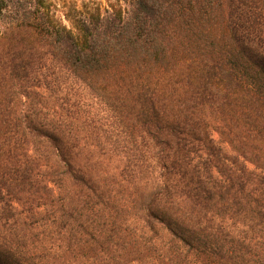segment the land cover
<instances>
[{"label":"trees","instance_id":"trees-1","mask_svg":"<svg viewBox=\"0 0 264 264\" xmlns=\"http://www.w3.org/2000/svg\"><path fill=\"white\" fill-rule=\"evenodd\" d=\"M0 264H264V0H0Z\"/></svg>","mask_w":264,"mask_h":264},{"label":"rangeland","instance_id":"rangeland-1","mask_svg":"<svg viewBox=\"0 0 264 264\" xmlns=\"http://www.w3.org/2000/svg\"><path fill=\"white\" fill-rule=\"evenodd\" d=\"M58 4V8L62 9H69V8H79L82 5H89L92 1L98 0H54ZM102 1V0H101ZM211 137L214 141H219V137L216 132H212ZM226 150H229L226 144H222Z\"/></svg>","mask_w":264,"mask_h":264}]
</instances>
